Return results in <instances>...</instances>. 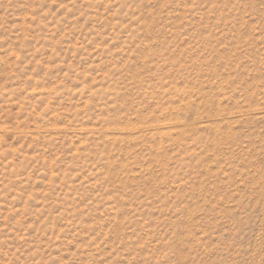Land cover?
Listing matches in <instances>:
<instances>
[{"label": "rangeland", "instance_id": "rangeland-1", "mask_svg": "<svg viewBox=\"0 0 264 264\" xmlns=\"http://www.w3.org/2000/svg\"><path fill=\"white\" fill-rule=\"evenodd\" d=\"M0 264H264V0H0Z\"/></svg>", "mask_w": 264, "mask_h": 264}]
</instances>
